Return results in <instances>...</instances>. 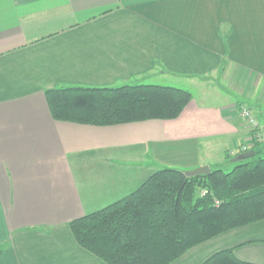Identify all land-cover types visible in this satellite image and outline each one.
<instances>
[{
  "label": "crops",
  "instance_id": "0c3cea01",
  "mask_svg": "<svg viewBox=\"0 0 264 264\" xmlns=\"http://www.w3.org/2000/svg\"><path fill=\"white\" fill-rule=\"evenodd\" d=\"M215 81L235 100L216 101ZM136 85L193 99L176 120L96 127L56 121L46 98ZM241 106L264 139V0H0V264H105L69 224L160 170L238 162L253 136ZM227 249L264 264V221L173 264Z\"/></svg>",
  "mask_w": 264,
  "mask_h": 264
},
{
  "label": "trees",
  "instance_id": "16d2710c",
  "mask_svg": "<svg viewBox=\"0 0 264 264\" xmlns=\"http://www.w3.org/2000/svg\"><path fill=\"white\" fill-rule=\"evenodd\" d=\"M46 98L56 121L96 127L176 120L193 99L186 90L159 85L62 88ZM246 146L254 157L230 172L219 166L208 175L152 174L132 194L72 221L75 241L105 264H173L205 242L264 221V139ZM203 264L252 263L227 249Z\"/></svg>",
  "mask_w": 264,
  "mask_h": 264
},
{
  "label": "built area",
  "instance_id": "2783aa9c",
  "mask_svg": "<svg viewBox=\"0 0 264 264\" xmlns=\"http://www.w3.org/2000/svg\"><path fill=\"white\" fill-rule=\"evenodd\" d=\"M239 116L246 122V124L251 128L252 132H255V136H252L253 138H256L259 142L263 141V137L261 135V127L259 123L257 122L255 116L253 115V112L251 111L250 108L246 106H241L239 108ZM249 151L248 146H244L242 148V152L246 153Z\"/></svg>",
  "mask_w": 264,
  "mask_h": 264
},
{
  "label": "rangeland",
  "instance_id": "374dc122",
  "mask_svg": "<svg viewBox=\"0 0 264 264\" xmlns=\"http://www.w3.org/2000/svg\"><path fill=\"white\" fill-rule=\"evenodd\" d=\"M117 86H121V85H117ZM212 90H213V97L216 99V101L218 100L217 98H222V99H225V100H235V96L232 95L231 92H229L228 90H224V88L222 87V85L220 83H218V81H215V84L214 86L212 87ZM215 95V96H214ZM238 163H233V162H230L228 164V166H225L222 168V170L224 172H230L231 170L234 169L235 166H237ZM169 169H172V168H169ZM175 170H179L178 168H174ZM181 171V169L179 170ZM184 172V171H182Z\"/></svg>",
  "mask_w": 264,
  "mask_h": 264
},
{
  "label": "water",
  "instance_id": "95a60500",
  "mask_svg": "<svg viewBox=\"0 0 264 264\" xmlns=\"http://www.w3.org/2000/svg\"><path fill=\"white\" fill-rule=\"evenodd\" d=\"M254 155H255L254 152L244 153L237 159V161L240 162V161L251 159L254 157ZM210 173H211V169L209 167H203L201 169H198L196 171H193L187 174L190 176H197V175H208Z\"/></svg>",
  "mask_w": 264,
  "mask_h": 264
}]
</instances>
